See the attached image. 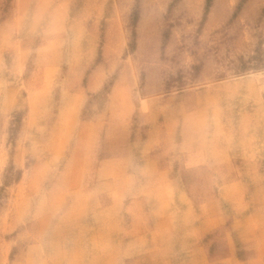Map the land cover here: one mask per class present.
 Listing matches in <instances>:
<instances>
[{
    "label": "clouds",
    "instance_id": "obj_1",
    "mask_svg": "<svg viewBox=\"0 0 264 264\" xmlns=\"http://www.w3.org/2000/svg\"><path fill=\"white\" fill-rule=\"evenodd\" d=\"M0 0V264H264V0Z\"/></svg>",
    "mask_w": 264,
    "mask_h": 264
},
{
    "label": "rangeland",
    "instance_id": "obj_2",
    "mask_svg": "<svg viewBox=\"0 0 264 264\" xmlns=\"http://www.w3.org/2000/svg\"><path fill=\"white\" fill-rule=\"evenodd\" d=\"M212 4V0H208L207 6L210 8Z\"/></svg>",
    "mask_w": 264,
    "mask_h": 264
}]
</instances>
